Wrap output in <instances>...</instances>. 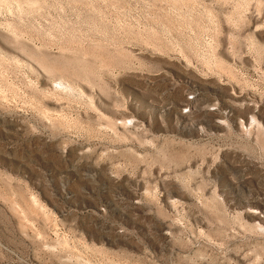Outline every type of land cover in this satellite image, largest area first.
<instances>
[{
    "label": "rangeland",
    "instance_id": "rangeland-1",
    "mask_svg": "<svg viewBox=\"0 0 264 264\" xmlns=\"http://www.w3.org/2000/svg\"><path fill=\"white\" fill-rule=\"evenodd\" d=\"M0 264H264V0H0Z\"/></svg>",
    "mask_w": 264,
    "mask_h": 264
}]
</instances>
